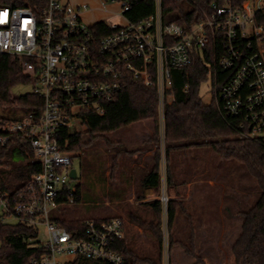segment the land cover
<instances>
[{"label":"built area","instance_id":"built-area-1","mask_svg":"<svg viewBox=\"0 0 264 264\" xmlns=\"http://www.w3.org/2000/svg\"><path fill=\"white\" fill-rule=\"evenodd\" d=\"M110 2L120 4L123 16L129 9L126 0ZM156 2L154 14L140 22L125 18L124 24H107V32L84 20L86 3L0 6V53L28 59L26 70L34 74L31 91L44 100L37 119L0 118V145L19 137L41 166L18 193L0 188V224L21 223L37 234L30 239L37 251L27 264H124L116 249L125 238L121 217L87 218L83 227L70 230L55 211L71 206L76 191L70 176L73 158L61 147L60 131L81 123L85 110L103 115L128 80L157 88L164 123L165 105L175 99L172 69L200 59L209 68L207 81L221 113L240 120L242 136L264 140V0L213 4L210 14L190 26L165 22L161 0ZM165 168L162 164L164 177ZM159 200L165 243L166 185Z\"/></svg>","mask_w":264,"mask_h":264},{"label":"trees","instance_id":"trees-1","mask_svg":"<svg viewBox=\"0 0 264 264\" xmlns=\"http://www.w3.org/2000/svg\"><path fill=\"white\" fill-rule=\"evenodd\" d=\"M110 2L111 0H104ZM129 9L124 11L126 19L140 22L156 12V0H126ZM230 1L239 5L245 0H161V13L167 23L177 22L190 26L197 19L210 14L213 4L222 5ZM46 0H0V6H43ZM262 21V20H261ZM264 22V21H263ZM102 31H109L104 21L97 22ZM27 58H20L0 53V118L18 120L26 116L39 118L44 100L34 92L21 95L13 89L21 84H32L34 74L25 67ZM209 68L200 59L186 68H173V86L171 93L175 99L165 105L164 137L168 158L173 151L191 147H211L224 160H236L242 164L247 174L255 182L257 197L248 209H242L241 229L233 244L235 264H264V140L241 135L240 120L234 116L221 113L217 104H205L202 99L201 86L208 80ZM186 85L189 88L186 89ZM158 91L154 86H147L139 80L130 79L125 88L106 104L103 115L85 110L81 113L82 124L86 130L76 131L63 128L60 131V143L63 151L71 154L88 148L95 139H103L111 146L121 141L110 139L107 134L126 127L134 122L153 120L158 129L155 137L160 135V118L158 110ZM88 136V137H87ZM89 138V139H87ZM159 160V159H158ZM160 162L149 172L144 181L145 188L161 189L162 174ZM41 166L33 160L29 144L14 136L5 145H0V188L16 194L21 191L33 176L40 172ZM170 177L168 166V179ZM67 193L64 197H67ZM82 200L81 184L74 192V202ZM180 201L170 200L168 221L171 227ZM153 208L151 219L135 216L131 218L136 224L151 233L159 244L156 256L141 255L125 237L116 245L125 258L124 264H163V208L161 201L150 203ZM68 229L83 227L86 218L57 217ZM37 234L32 228L21 223L0 224V264H27L36 253L30 246V239ZM171 239L170 246L173 247ZM195 258L193 264H202L203 259L195 249L179 242ZM169 246V247H170ZM193 249V250H192Z\"/></svg>","mask_w":264,"mask_h":264},{"label":"rangeland","instance_id":"rangeland-1","mask_svg":"<svg viewBox=\"0 0 264 264\" xmlns=\"http://www.w3.org/2000/svg\"><path fill=\"white\" fill-rule=\"evenodd\" d=\"M70 1L89 5V9L83 13L84 20L88 24L104 21L106 24L121 25L126 22L125 17L119 12V3L106 2L107 6L103 7L101 3L103 0ZM31 90L32 84H21L13 89V93L21 95ZM213 92L210 81L202 84L201 94L205 104H216ZM159 123L160 135L157 138L154 133L152 137L158 145L155 155L156 164L159 161L161 168L162 160H164L163 165H166L168 158L165 150L167 143L164 137V123L161 121ZM148 127L154 132L158 129L157 123L153 120L138 121L133 127L128 125L107 134L114 142L119 140L121 143L108 146L103 139H95L88 148L77 152L73 156L72 167L77 169L78 178L72 180V185L77 187L81 184L82 200L60 208L55 211V215L57 217L61 215L66 219L71 217L97 219L118 215L122 208L132 209L136 201L131 190L124 201L118 199V170L120 166L130 164V160L124 161L123 154L145 147L146 144L141 142V134ZM73 129L84 132L86 126L78 122ZM125 144L129 146L126 148ZM197 150L194 160L197 159L202 163V229L200 230L202 233L187 234L186 219L182 224L177 220L172 229L167 217L165 225H167L168 238L164 243L163 236V264H191L195 261L191 253L179 242L186 243L189 247L193 245L195 252L204 260L202 264H235L233 244L243 221L240 211L248 209L256 201L255 182L247 174L245 167L236 160L222 159L209 146H202ZM163 171L164 169L161 171L162 185L168 187V178L164 177ZM210 179L214 180L213 185H209ZM158 194L160 195L159 190L153 193L154 196ZM142 229L147 234L133 241L135 250L141 255L156 256L159 252V244L150 232ZM171 239L175 242L173 247L169 245Z\"/></svg>","mask_w":264,"mask_h":264},{"label":"crops","instance_id":"crops-1","mask_svg":"<svg viewBox=\"0 0 264 264\" xmlns=\"http://www.w3.org/2000/svg\"><path fill=\"white\" fill-rule=\"evenodd\" d=\"M101 3L103 6L104 2L102 1ZM135 123L137 122L129 126L133 127ZM154 133V130L150 127L145 129L141 134V142L142 144H146L145 147L137 148L136 151L132 152L127 151L123 154L124 161L130 160L131 165L124 164L120 166L118 170V199L124 201L125 196L128 195L131 190L136 202L132 209L122 208L121 213L115 216L121 217L124 220L125 237L129 240L134 249L133 241L136 238H142L147 233L131 218L139 216L151 219L154 210L150 203L159 199V194L157 196L153 195L155 192L154 189L144 187L146 176L156 165L155 155L158 145L154 137H152ZM138 140H140V138ZM135 142H137V140ZM125 145L126 148L129 146V144ZM199 148L200 147H191L185 150L173 151L169 157V165H165L167 178L169 166L170 177L168 179L169 185L167 190L170 200L182 202L178 205V210L171 228L174 229L177 220H180L182 224V221L186 219L187 234L194 233L196 235L202 233L200 231L202 229V163L197 159L194 160V155L198 153L197 149ZM162 164L161 162V169ZM208 183L209 185H213L214 180L210 179ZM115 216H105L102 218ZM192 263L193 262H191V264Z\"/></svg>","mask_w":264,"mask_h":264},{"label":"water","instance_id":"water-1","mask_svg":"<svg viewBox=\"0 0 264 264\" xmlns=\"http://www.w3.org/2000/svg\"><path fill=\"white\" fill-rule=\"evenodd\" d=\"M70 176L74 180L78 178V172H77V169L76 168H72L71 169Z\"/></svg>","mask_w":264,"mask_h":264}]
</instances>
